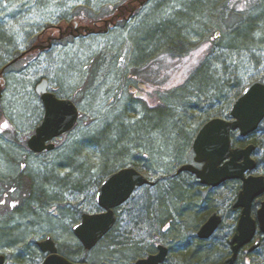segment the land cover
Segmentation results:
<instances>
[{
    "label": "rangeland",
    "instance_id": "1",
    "mask_svg": "<svg viewBox=\"0 0 264 264\" xmlns=\"http://www.w3.org/2000/svg\"><path fill=\"white\" fill-rule=\"evenodd\" d=\"M120 1H0V72L46 27L71 21L80 14L108 16L112 12L109 6ZM195 3L201 2L150 0L136 18L110 33L63 41L54 51L6 70L0 115L10 128L0 130L1 181L4 174L13 172L21 145L41 121L42 108L35 93L41 78H46L59 95L73 98L82 115L76 128L58 139L55 151L30 157L29 174L43 186L47 197H39V190L35 185L32 189L27 175L15 167L13 177L20 189L6 202L0 197V255H6V264H23L22 253L33 249L30 242L34 244L47 235L54 238L60 250H73L78 241L72 237V228L83 214L101 212L96 193L111 172L137 165V170L155 182L174 175L175 167L188 161V152L165 133L184 132L193 137L208 115L227 112V102L235 100L240 89L253 81H264V22L260 28L255 27V46L234 52L229 46L240 27L264 13V0H205L204 8L198 6L196 11ZM157 26L171 27L175 32L168 31L167 40L159 47H150L146 35ZM200 67L208 68L220 87L211 85L206 94L197 90L193 82ZM133 72L139 75H131ZM135 78L145 84L153 111H162L166 126L138 122L147 116V107L134 103L128 94L129 85L137 84ZM249 140L260 146L255 153L259 168L254 175H264V122ZM170 182L138 189L117 210L113 236L89 253L88 263L132 264L136 260L133 252L125 254L118 241L129 240L131 248L135 244L146 253L154 250L156 238L165 244L170 239L176 241L170 245V264H195L203 257V250L200 254L195 250L199 246L195 234L218 202L213 197L206 200L181 184L187 195L177 186H173V193L186 198L187 203H176L167 197ZM7 183L2 181L0 186ZM146 202L147 208L156 213L152 219L146 215ZM231 222L229 218L226 225ZM167 225L170 230L164 233ZM252 264H264V246L254 255Z\"/></svg>",
    "mask_w": 264,
    "mask_h": 264
},
{
    "label": "water",
    "instance_id": "2",
    "mask_svg": "<svg viewBox=\"0 0 264 264\" xmlns=\"http://www.w3.org/2000/svg\"><path fill=\"white\" fill-rule=\"evenodd\" d=\"M7 1V0H0ZM24 56L15 59V64ZM5 70V69H4ZM4 70L1 72L3 74ZM36 94L44 106L45 115L29 139L28 147L36 154L52 152L56 149L55 140L72 132L77 126L80 112L77 106L68 99H59L49 92V83L43 79L36 87ZM264 121V82L249 83L231 105L227 118L215 117L199 129L193 143L195 163L202 164L201 169L194 165H184L178 172L188 171L196 175L202 185L217 187L229 180H241L243 189L234 203V208H243L238 224V233L231 239L233 254L223 264H235L239 250L249 244L257 231V223L264 234V202L258 212L257 221L251 216V205L255 198L264 194V176H247L257 170L254 159L256 147L233 149L232 132L245 138L256 132ZM145 175L136 168L125 167L110 174L99 186L96 193V204L101 209L98 213H85L73 227V234L86 251L93 250L99 242L116 226L118 217L116 210L125 205L137 189L153 186ZM221 224V217L212 215L198 232L200 239L210 238ZM261 241L248 251L258 249ZM42 252L49 256L42 264H89L76 263L58 254L53 238L39 243ZM159 253L136 264H163L168 249L159 245ZM5 256H0V264H5Z\"/></svg>",
    "mask_w": 264,
    "mask_h": 264
},
{
    "label": "flooded vegetation",
    "instance_id": "3",
    "mask_svg": "<svg viewBox=\"0 0 264 264\" xmlns=\"http://www.w3.org/2000/svg\"><path fill=\"white\" fill-rule=\"evenodd\" d=\"M149 1L150 0H121L116 5L111 4L109 6V8L112 9L111 10L112 12L108 16H100V17L95 18V17H89L86 14H80V15L75 16L71 21L66 20V21H63L59 24L48 26L35 37L32 45H30V47L26 51H24L20 54V55L24 54V56L21 59H19V61L17 63H19L21 61H25L28 58H30V59L38 58L44 54H48V53L54 51L57 47H60L61 44L63 43V41L78 40L80 38H86L89 36L91 37V36H98V35H104V34L110 33L111 31L119 28L121 24L127 23V22L133 20L134 18H136L139 10L143 9ZM7 66H9V65H6L4 68H6ZM11 66H9L8 68H10ZM8 68L5 69L4 74ZM4 74L1 75V72H0V102L2 100V96L4 93V89H5V84H6L5 80H4ZM131 75L136 77L139 75V73L133 72ZM43 79H46V78H41L38 81V83L35 86V90H36L37 85ZM135 81L137 82V84L129 85L128 94L132 97V99L134 100V103L145 104V106L147 107L146 111H153L154 107L151 106L149 98H148L150 96V94L144 89V88H146L145 84H143L140 80H138L136 78H135ZM48 83H49V81H48ZM122 85L126 86L125 82L122 83ZM49 92L55 94L56 97L59 99L71 100L77 106V108L79 110L78 104L73 98H66L64 96L59 95L57 90L50 86V83H49ZM38 98L40 101V96H38ZM120 98H121V96H120ZM40 106L42 108L41 109L42 118L40 121V123H41L43 118H44V115H45V109H44V106L41 103V101H40ZM79 112H80V110H79ZM81 116L82 115L80 112V119H81ZM218 117L227 118V116H218ZM151 119H152V116H145L142 121H138V122L139 123L140 122H142V123L143 122H150ZM211 119H209V120H211ZM209 120L202 123V125L205 124L206 122H208ZM4 123H7V121L3 115H0V130H3V132H6L7 130H9L10 127H8L7 129H4L2 127V125ZM40 123L37 125V127L40 125ZM261 125L257 131L260 130ZM201 126L199 127V129L201 128ZM36 128H35L33 134L26 140L25 144L21 145V149H22L21 152L22 153L20 154L19 160H17L14 163L13 172L4 174L2 176V178H3L2 181L8 182L6 185H1V186L5 187V189H3L0 186V188H1L0 197L3 198L4 202H6V200H8L11 195H14L18 191L17 188L20 189L19 185L16 184L17 180H15V177H13V174L17 171V169H15V167L18 168V170L21 173H24L25 175H27V177L29 178V180L31 182V177H30L31 175L29 174L30 165L28 163L30 161V157L36 156V155H42L45 153H50V152H43L41 154H36V153H33L32 151H30V149L28 147V141L35 134ZM199 129H198V131H199ZM198 131L196 132V134L193 137L188 135L185 138V140H184L181 133H179L177 135L176 139H177V143L180 145V148L181 147L183 149L185 148L186 151L188 152L187 153L188 161L184 162L182 164H178L175 167V173H174V175H172V177H174L176 179V182L180 183V185L183 184L185 186H189L190 188H192V190H196L195 191L196 194L199 193L200 195L205 196L206 200H209L211 197H213V199L216 202H218V204H216L214 206V208L210 210L209 217L202 223V225L197 230V232L195 234V238L199 241V243H208L210 245L209 247L212 248V250L214 249L216 251V253H219L220 250H224V251H221L220 254H218L219 259L217 261H213V259L210 260V262H211L210 264H223V262L227 258L232 256V254H233L232 245H231L230 241L238 233V224H239L242 212H243V208H234V203H235L236 199L238 198L239 193L243 189V182L241 180H229V181L224 182L223 184H221L220 186H217V187L205 186V185H202L200 183V181L197 179L195 174L188 172V171H184V172H180V173L178 172L180 167H182L184 165H194L195 167H197L199 169H201L203 167L202 164H197L194 161L195 153H194V149H193V143H194V140L197 136ZM256 132L250 134L249 136H247L245 138H240L238 136L237 132H232L231 139H232L233 149L246 148L250 145H254L256 147V149L254 151V156H253L255 159V153L259 150L260 146L257 145L256 141H250L249 139ZM57 141H58V139L54 141L56 144V148H57ZM256 162L258 165V167H257V170H258L259 164H258L257 160H256ZM255 172L248 173L247 176L254 175ZM255 176H260V175H255ZM262 176H264V175H262ZM2 181L0 180V184L2 183ZM159 181H168V180H159ZM156 184H157V182L152 187H155ZM183 185H182V187H184ZM31 186L33 189L34 188L33 182H31ZM197 187L201 190V192L198 191ZM13 189H15V191H13ZM32 189L30 188V192L32 191ZM204 192L207 193L208 195L207 196L204 195ZM263 202H264V194L255 198L254 201L252 202L251 216L255 221H257L258 212L261 209ZM214 214H217L221 217V224L219 225L216 232L210 238L200 239L197 235L199 230L207 222V220ZM229 218L231 219L232 222L228 223V225H226V220H228ZM114 230H115V228L112 231H114ZM169 230H170L169 225H167L166 227L163 228L164 233H167ZM72 231H73V229H72ZM72 234H73V232H72ZM108 235H106L93 250H95L103 241H105V239L108 237ZM73 236L74 235H72V237ZM49 237H50V235H47L46 237L43 236L39 239V241H35L34 244L30 242L33 249H32V251H30L27 254L22 253L21 258H23L22 259L23 264H42L44 262V260L49 256V253L42 252L39 248V243L47 240ZM74 238L78 241L79 244H81L75 236H74ZM53 240H54V238H53ZM259 240L261 241L260 247L256 250L252 251V252H248L256 244V242ZM54 242H55V245L57 247L58 254H61L60 253L61 247L58 245V243L55 240H54ZM153 242H154V250L147 251L146 254H144L143 256L136 258V260L134 262H132V264H136L137 261L140 259H146L151 255L158 254L159 253V248H158L159 245H163L168 249L167 257H166L165 261L163 262V264H170L169 260H170L171 254H172V249H171L170 245L172 244V242L176 243V241L170 239L169 244H165L164 242H160V238H156L153 240ZM211 245H213V246H211ZM263 246H264V234L261 232L259 225L257 223V231H256V234H255L253 240L249 244L245 245L244 247H242L239 250L238 257H237L235 264H252V260H253L254 255L258 251H260ZM18 250L21 251L20 249H18ZM93 250L88 251V252L91 253ZM196 251H198V250H196ZM4 256L6 257V255H4ZM212 256H214V255H212ZM6 262H7V257H6Z\"/></svg>",
    "mask_w": 264,
    "mask_h": 264
},
{
    "label": "trees",
    "instance_id": "4",
    "mask_svg": "<svg viewBox=\"0 0 264 264\" xmlns=\"http://www.w3.org/2000/svg\"><path fill=\"white\" fill-rule=\"evenodd\" d=\"M200 2L202 3H200V5L198 4H196L195 3V7H194V9H195V11H196V9L197 8H199L198 6H200V9L202 8H204V5H203V3L205 2V0H200ZM206 7H207V4H206ZM201 9V10H202ZM263 22H264V13L259 17V19H249L247 22H246V27H243V28H239L232 36H235V35H237L236 37H233L232 38V40L230 41V50L231 51H239L240 49H244L245 47L247 48V50H249L251 47H253V46H255V44H256V41L254 40V36H255V32H256V30H257V28H260L259 26L261 25V24H263ZM165 27V26H164ZM164 27H161V26H157L156 28H154L153 29V31H151L150 33H148L147 35H146V38H147V42H148V44L150 45V47H153V46H156L157 45V47H159L160 45H162V43L163 42H165L166 40H167V34H168V31H169V33H174L175 32V29L174 28H169V29H164ZM255 27H257V28H255ZM262 31H264V27L261 29ZM144 39V38H143ZM208 70V68H206V69H203V68H197L196 70H195V72H196V74H195V79H194V82H193V85H194V87L197 89V90H199V91H201V92H203L204 94H206L207 93V91L209 90V88L211 87V85H215V87L216 86H218V87H220V85H217L218 83L217 82H215L214 81V79L210 76V74H209V71H207ZM194 72V73H195ZM193 73V74H194ZM191 76H193V75H191ZM190 76V77H191ZM217 83V84H216ZM205 91V92H204ZM243 91V89L241 90H239L238 91V93H237V97L241 94V92ZM236 97V98H237ZM235 100H233L232 102H230L229 103V101L227 102V105H226V111L227 112H225V113H220V115H214V116H210V115H208L206 118H205V120H204V122L205 121H207V120H209V119H211V118H214V117H218V116H227V114H228V112H229V109L231 108V105L233 104V102H234ZM148 112V113H147ZM162 111L161 110H158V112H155V111H146V115L147 116H152V119H151V121L149 122L150 123V125H152V126H166V119L165 118H162L163 116H161V113ZM161 113V114H160ZM203 122V123H204ZM144 128H148V126H145ZM153 128V127H152ZM176 127H174L173 129H175ZM149 129V128H148ZM126 132V131H125ZM124 132V133H125ZM169 132V133H168ZM168 132H166L165 134H168V135H171V136H173L172 137V140H173V142H175V143H177V139H176V137H177V135L179 134V133H181L182 134V136H183V138H184V140H185V138L188 136L186 133H184V132H176V135H175V132H171V131H168ZM127 133H125V135H126ZM176 145V144H175ZM132 167V166H131ZM134 168H136V169H138L139 167L137 166V165H135V166H133ZM102 172H104L105 174H107L108 173V171H102ZM111 173H114V172H111ZM110 173V174H111ZM31 177V182H33L34 183V185H35V189L37 188L38 190H39V193H40V195L41 196H39V197H47L48 196V194H46L45 193V189L43 188V186L42 185H40V183L37 181V180H35V179H33V177L32 176H30ZM108 177V176H107ZM174 177H172V176H165V177H162V178H160L159 180H168V181H171L169 184H171L172 186H171V189L169 190V193L167 194V197L169 196L170 197V199H174L175 201H176V203L178 202V201H185L186 202V198H184L183 196H178V197H176L175 196V194L173 193V186H177V187H179V190L181 191V193L182 194H185V195H187L186 193H184V191H182V187H181V185L180 184H177V182H176V179L174 178ZM104 181V180H103ZM160 181H158L157 182V184L159 183ZM156 184V185H157ZM47 189V188H46ZM190 192V191H189ZM173 193V194H172ZM163 196V195H162ZM164 198V197H163ZM148 201V200H147ZM150 202V201H149ZM187 203V202H186ZM148 206V202H146V204H145V206ZM147 206H146V209H147V214L146 215H150V219H152V215L153 214H156V213H154V212H152V210L151 209H148L147 208ZM171 207V206H170ZM170 207L167 209V214L170 212ZM195 207H196V205H195ZM151 210V211H150ZM118 224V223H117ZM117 226V225H116ZM116 226H115V229H116ZM113 236V231L112 232H110L109 233V235H108V237L105 239V241H108V240H110V238ZM19 238V237H18ZM21 238V237H20ZM128 241V243L127 242H122L121 243V241H118V244L121 246V245H123V246H121V248H122V250H123V252H125V254H130L131 252H133V259H136V258H138V257H141V256H143L144 254H146L145 252L144 253H142V251L143 250H138L137 249V245H133V248H131V245H129V240H127ZM204 243H199V246H198V248L196 249V250H198V251H196L197 253H201L200 252V250H203V257H199V258H197V260L196 261H194V262H196L195 264H210L211 262H210V260H212V259H210L211 257H212V255L216 252L214 249L212 250L211 248H209V246H207V245H203ZM207 244V243H206ZM206 246L208 247V248H206ZM65 247H67V246H64V248ZM69 248H66L65 250H60V253L62 254V255H64L65 257H67L68 259H70V260H72V261H75V262H80V263H83V262H88V255H89V252L88 251H86L84 248H83V246L81 245V244H79V243H77V246L73 249V250H71V251H67ZM70 250V249H69ZM221 251H224V250H220V252ZM220 252H219V254H220ZM216 256V255H215ZM214 256V257H215ZM219 259V257H217V258H214L213 259V261H217ZM204 262V263H203ZM96 264H98V263H96ZM194 264V263H193Z\"/></svg>",
    "mask_w": 264,
    "mask_h": 264
},
{
    "label": "snow or ice",
    "instance_id": "5",
    "mask_svg": "<svg viewBox=\"0 0 264 264\" xmlns=\"http://www.w3.org/2000/svg\"><path fill=\"white\" fill-rule=\"evenodd\" d=\"M79 2H80V3H83L84 0H79ZM2 127H3L4 129H7V128L9 127V125H8L7 123H4V124L2 125ZM13 191H15V189H13ZM15 206H16L15 204H12V205H11V207H15Z\"/></svg>",
    "mask_w": 264,
    "mask_h": 264
}]
</instances>
